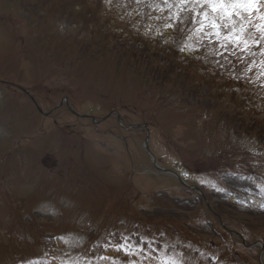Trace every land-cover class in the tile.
Masks as SVG:
<instances>
[{
    "label": "rangeland",
    "instance_id": "1",
    "mask_svg": "<svg viewBox=\"0 0 264 264\" xmlns=\"http://www.w3.org/2000/svg\"><path fill=\"white\" fill-rule=\"evenodd\" d=\"M179 3L0 0V264H264V41Z\"/></svg>",
    "mask_w": 264,
    "mask_h": 264
},
{
    "label": "snow or ice",
    "instance_id": "2",
    "mask_svg": "<svg viewBox=\"0 0 264 264\" xmlns=\"http://www.w3.org/2000/svg\"><path fill=\"white\" fill-rule=\"evenodd\" d=\"M167 3V0H165ZM190 4V11L200 17V28L212 29L210 35L220 38L225 33L223 40L234 43L237 47L249 48V38L259 44L264 41V0H180L178 7ZM169 7L172 5L169 4ZM178 18V17H177ZM259 20L260 23L253 22ZM249 26L254 27L260 33L256 40L253 33L248 31Z\"/></svg>",
    "mask_w": 264,
    "mask_h": 264
},
{
    "label": "water",
    "instance_id": "3",
    "mask_svg": "<svg viewBox=\"0 0 264 264\" xmlns=\"http://www.w3.org/2000/svg\"><path fill=\"white\" fill-rule=\"evenodd\" d=\"M196 189V188H195ZM197 190V189H196Z\"/></svg>",
    "mask_w": 264,
    "mask_h": 264
}]
</instances>
